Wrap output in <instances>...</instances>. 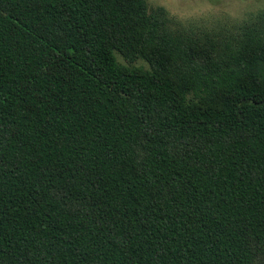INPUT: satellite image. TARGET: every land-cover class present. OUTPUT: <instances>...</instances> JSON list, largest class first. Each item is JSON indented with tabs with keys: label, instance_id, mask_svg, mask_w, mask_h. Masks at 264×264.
I'll list each match as a JSON object with an SVG mask.
<instances>
[{
	"label": "trees",
	"instance_id": "16d2710c",
	"mask_svg": "<svg viewBox=\"0 0 264 264\" xmlns=\"http://www.w3.org/2000/svg\"><path fill=\"white\" fill-rule=\"evenodd\" d=\"M169 25L0 0V264H264V12Z\"/></svg>",
	"mask_w": 264,
	"mask_h": 264
},
{
	"label": "rangeland",
	"instance_id": "374dc122",
	"mask_svg": "<svg viewBox=\"0 0 264 264\" xmlns=\"http://www.w3.org/2000/svg\"><path fill=\"white\" fill-rule=\"evenodd\" d=\"M149 8L161 7L170 20V28L186 35L223 40L233 35L236 29L251 15L264 12V0H145ZM166 5L162 7L161 5ZM120 64L128 65L115 53ZM129 66V65H128ZM130 66L148 69L138 60Z\"/></svg>",
	"mask_w": 264,
	"mask_h": 264
},
{
	"label": "clouds",
	"instance_id": "9594fccd",
	"mask_svg": "<svg viewBox=\"0 0 264 264\" xmlns=\"http://www.w3.org/2000/svg\"><path fill=\"white\" fill-rule=\"evenodd\" d=\"M161 6L166 8V5H163V4H162ZM166 10H167V8H166Z\"/></svg>",
	"mask_w": 264,
	"mask_h": 264
}]
</instances>
